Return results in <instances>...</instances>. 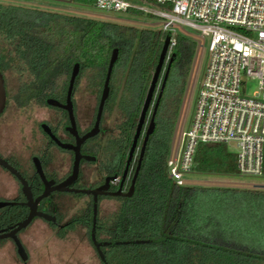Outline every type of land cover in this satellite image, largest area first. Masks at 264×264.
<instances>
[{"label":"trees","instance_id":"trees-1","mask_svg":"<svg viewBox=\"0 0 264 264\" xmlns=\"http://www.w3.org/2000/svg\"><path fill=\"white\" fill-rule=\"evenodd\" d=\"M93 1L72 0V3L93 8ZM126 13L142 15L137 10ZM164 38L161 30L125 27L0 3V73L4 78L14 76L24 102L34 100L45 105L49 98L64 100L74 63L79 64V74L72 96L80 77L86 73L90 85L101 91L111 53L114 49L118 51L102 113L104 116L106 111H113L115 117L106 129L101 154L109 165L105 172L109 173L121 172L126 163ZM195 49L193 40L175 35L172 48L175 59L134 192L128 198H111L116 201L112 212L100 215L98 210L95 239L110 243L100 248L104 261L95 251L100 264H264V191L177 186L167 172L170 141ZM165 67L166 63L158 84ZM169 96L174 101L172 110H167ZM98 138L90 142L97 144ZM138 155L139 149L131 178ZM193 169L237 174L235 154L228 153L224 144H200ZM243 204L246 207L242 208ZM84 216L88 218V214ZM250 220L255 228L259 227L232 229ZM231 234L247 242H235ZM142 241L149 242L134 243Z\"/></svg>","mask_w":264,"mask_h":264},{"label":"built area","instance_id":"built-area-1","mask_svg":"<svg viewBox=\"0 0 264 264\" xmlns=\"http://www.w3.org/2000/svg\"><path fill=\"white\" fill-rule=\"evenodd\" d=\"M169 9L153 11L162 19L161 31L184 26L203 41L207 60L187 127L180 133L173 156L166 161L169 178L183 185L191 172L198 145L234 143L240 177L262 175L264 148V0H150ZM93 9L105 13L138 10L126 0H94ZM248 80L257 89L246 96Z\"/></svg>","mask_w":264,"mask_h":264},{"label":"rangeland","instance_id":"rangeland-1","mask_svg":"<svg viewBox=\"0 0 264 264\" xmlns=\"http://www.w3.org/2000/svg\"><path fill=\"white\" fill-rule=\"evenodd\" d=\"M126 1L138 9L137 11H140L142 15L105 13L97 11L91 7H84L74 3L68 4L49 0H0V3L48 12H57L69 16L114 23L125 27L161 30L162 19L152 15V12H168V8L157 5L155 2L150 0ZM175 32L179 36L193 40L196 44V49L177 111L175 127L170 141L169 156H173L178 145L179 135L189 123L195 95L207 60L205 44H203L202 40L193 36V34H196L194 31L190 28L179 26L175 28ZM7 77V91L9 95L12 96L19 84L15 80L14 76H10L9 74ZM89 81V74H83L80 77L75 93L73 94V102L76 104L77 109L79 111L83 110V113H85V120L80 123V128L82 130L92 124L101 93L99 88L91 86ZM256 85L255 80H248V83L245 86L244 94L246 96H251L252 92L257 89ZM173 102V97L169 96L166 102L168 103L167 110H172ZM53 113H55L53 108L41 105L32 119L38 123L47 122ZM114 118L113 111L111 113L106 111L105 115L102 117L103 128L109 129ZM1 119L2 116L0 117V120ZM147 121L144 123L143 131L145 130ZM139 144L140 143L138 142V145ZM225 149L231 154H235L237 151L234 143L225 145ZM135 153L137 154V150ZM63 157L64 156H62L61 152L56 149L52 150V161L49 166L50 169L52 168L55 170L57 178H60L62 173H65L67 169L69 170L70 157L69 155H66L65 159ZM134 162L135 159L133 160L132 165ZM93 167V164H83L81 168L82 176L79 180V184L82 187L97 184V176L95 173H92V175L89 173L91 172L90 170L93 171ZM182 181L185 187H217L264 191V176L262 175L256 178H247L231 173H202L192 169L190 173L183 175ZM42 204L51 205L50 214L57 217L58 225L69 223L70 225L65 229H53L50 223L45 222L41 218H35L26 227V229L22 230L18 234L19 240L25 250V260L22 261L18 257L13 243L10 240L5 239L0 241V264H100L96 252L89 241V222H85V219L87 218L84 215L85 213L89 214L87 210L90 207L89 198L85 195L54 193L45 199ZM242 206V208H244L246 207V204H243ZM115 207L116 201L111 199L101 200L99 204L100 215L112 212ZM251 222L252 221L250 220L249 223H245L243 226L240 223L236 228L233 226L232 229L255 228ZM6 224L7 222L0 221V227H3ZM231 237L235 242H247L235 234H231Z\"/></svg>","mask_w":264,"mask_h":264},{"label":"flooded vegetation","instance_id":"flooded-vegetation-1","mask_svg":"<svg viewBox=\"0 0 264 264\" xmlns=\"http://www.w3.org/2000/svg\"><path fill=\"white\" fill-rule=\"evenodd\" d=\"M3 81L6 100L4 109L0 114V117L2 116V119L0 120V159L4 161L15 173H12L9 169L0 166V205H2L0 206V221L7 222L6 225L0 227V230L9 232L11 229L15 228L18 223L23 221L30 211V207L26 205L28 201L24 193V187L21 183V179L25 182V190L30 193L32 200H35L43 192L44 185L41 177L37 173L35 167L36 163L41 166L46 181H53V185H57L63 182L71 174L74 160L73 152L71 150H65L59 147L54 142V140H52V138L46 133V130H49L51 135L54 136L61 143L73 145L75 144L76 139L68 131V128L70 127V122L67 110L61 107L48 106L45 103L47 107L53 108L55 110V113L51 114L50 119L47 122L38 123L32 118L34 117L35 113L39 110L41 105L34 100L24 102L21 96L22 93L20 92L19 86H17L12 96L9 95L6 87L7 78L3 77ZM55 100L58 101L61 105L65 104V98L64 100ZM71 101L72 114L74 117L76 132L78 134V137H82L84 134H86L93 128L95 123L96 112L92 124L82 130L80 128V123L85 120V113H83V110L79 111L77 109L76 104L73 102V96L71 97ZM102 117L103 114L99 122L98 134L95 137L86 140L80 146V154L82 156H89L95 159L93 161H86L83 159L80 161L78 178L72 185H70V188L93 190L103 186L105 184V181L108 180V188L106 190V193H114L117 192L119 189L122 193H126L131 184V172L133 169L132 162L134 159L136 160V153H134L132 161L130 162L127 168L126 178L123 183L121 182V176L125 170V165L122 171L119 173L115 171H112L111 173L105 172V169L109 165L107 164L106 160H104V158H102L101 156L103 151V139L105 134L107 133V130L102 126ZM42 126H45V130ZM95 138L99 139V143L96 144L94 142H90L92 139ZM55 149L61 152L62 156H64V159L66 158V155H69L70 157L69 170L67 169L65 173H62V176L60 178L56 177L55 170L52 168L50 169L49 166L52 161V150ZM88 163L93 164V166L95 167V170L93 167V171L90 170L91 172L89 173L90 175H92V173H95V175L97 176V184L82 187L79 184L80 177L82 176L81 168L83 164ZM114 176L116 178L113 179ZM18 177L21 179H19ZM54 193L74 194L67 192H52L48 197H50ZM85 196H87V198H89L90 200V207L87 209L89 212L87 220L89 219L88 229L90 233L92 219L94 215L96 217L97 223V215L101 200L122 196H110L103 194L98 195L95 201L92 195ZM45 199L39 202V204L37 205V211H41L49 215L55 216L53 214H50L51 205L42 204ZM44 221L50 223L53 229H65L69 226L68 224L58 225L57 217L55 222H49L46 220ZM22 230H20L19 232H21ZM19 232L16 234L18 240ZM8 240H10L14 245V242L11 239L8 238ZM14 248L16 251L15 245Z\"/></svg>","mask_w":264,"mask_h":264},{"label":"water","instance_id":"water-1","mask_svg":"<svg viewBox=\"0 0 264 264\" xmlns=\"http://www.w3.org/2000/svg\"><path fill=\"white\" fill-rule=\"evenodd\" d=\"M49 1L63 2V3H68V4L72 3V0H49ZM170 37H171V33L167 32L165 34V38L163 40L161 51L159 53V57H158L154 72L152 74L146 95H145L144 100H143V104H142V107H141V110L139 113V117H138L137 124L135 127V132H134V135L132 138V142H131L130 148L128 150L127 159H126V163H125V170L121 176V182L122 183L124 182V180L126 178L127 168L129 166L130 162L132 161L133 155H134L135 151L138 149H139V155H138L137 165H136V168H135L132 180H131L130 187L126 193H122L120 189L114 193H106V190L108 188V180L105 181V184L103 186L96 188V189H93V190L92 189L70 188V185H72L78 178L80 161L82 159L86 160V161H93L95 159V158L89 157V156H82L80 154V146L83 142H85L86 140H88L90 138L95 137L98 134V130H99L98 126H99V122H100V119H101V116L103 113L104 105H105V103L109 97V91H110L109 81H110V76H111L113 65L117 60L118 51L116 49H114L111 53L110 58H109L106 75L104 78V82H103L101 93H100V98H99L98 105H97L94 126L89 132L84 134L82 137H78V134L76 132L74 117L72 114V101H71L74 83H75V80L79 74V64L78 63H74V65L71 69V73H70V77H69V81H68V86H67V90H66V95H65V104L61 105L58 101H56L53 98H49L45 101L46 105H48V106L61 107V108H64L65 110H67V112H68L69 122H70V127L68 128V131L75 137V139H76L75 144L72 145V144L61 143L54 136L51 135L49 130H46V133L52 138V140H54V142L59 147L65 149V150H71L74 154V160H73L72 171H71L70 176L66 180H64L63 182H61L57 185H53V181H46L44 174L42 172L41 166L38 163L35 164L37 173L41 177V179L43 181V185H44V189H43L42 194L40 196H38L35 200H32L30 193L27 192V190H25V182L21 178L18 177L19 179H21V183L24 187L23 188L24 193H25V195L27 197V201H28V203L26 205L30 207V211H29V214L27 215V217L23 221L18 223L16 225V227L11 229L9 232H6L4 230H0V240H4V239H8V238L11 239L14 242V245L16 247L17 255L22 261H24L26 258L25 252H24V249H23L20 241L18 240L16 234L20 230L26 228L34 218H41V219L49 221V222H55L56 221L55 216L49 215V214L41 212V211H37V205L39 204V202L41 200L47 198L52 192H67V193H74V194L92 195L94 198V201L96 200L98 195H103V194L104 195H110V196H122V197H126V198L130 197L133 194L134 184H135V180H136L137 174H138L139 169H140L144 150H145L147 141H148L150 135L153 133V130L155 127L154 118H155L156 111H157V108H158V105H159V102L161 99V95H162V92H163V89H164V86H165V83H166V80L168 77L169 69H170L171 63L175 59V53L174 52H171L169 55ZM165 63H166V67L163 71V77H162L161 83L158 84L160 74L162 73L163 66ZM5 100H6V96H5V90H4V81H3V77L0 73V114L2 113V111L4 109ZM148 115H149V119L147 121V125L145 127V130L143 131L144 123L146 122V118L148 117ZM42 127L45 130V126H42ZM140 137H142V141L140 143V148H138V142H139ZM0 166H3L5 168L9 169L12 173H15L1 159H0ZM114 178H116V177L114 176L113 179ZM0 206H2V205H0ZM94 212H95V209H94ZM95 224H96V217L94 215L93 219H92L91 230L89 233V240H90L94 250L97 252L99 258L102 261H104V257L102 255V252L100 251V248L106 247V246L110 245V243L97 242L96 241V239H95ZM148 242L149 241H142V242H134V243H148Z\"/></svg>","mask_w":264,"mask_h":264},{"label":"crops","instance_id":"crops-1","mask_svg":"<svg viewBox=\"0 0 264 264\" xmlns=\"http://www.w3.org/2000/svg\"><path fill=\"white\" fill-rule=\"evenodd\" d=\"M188 125V124H187ZM187 127V126H186Z\"/></svg>","mask_w":264,"mask_h":264}]
</instances>
